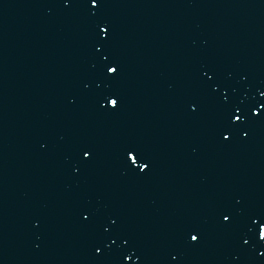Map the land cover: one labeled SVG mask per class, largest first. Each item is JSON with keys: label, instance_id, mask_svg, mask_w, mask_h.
<instances>
[{"label": "water", "instance_id": "water-1", "mask_svg": "<svg viewBox=\"0 0 264 264\" xmlns=\"http://www.w3.org/2000/svg\"><path fill=\"white\" fill-rule=\"evenodd\" d=\"M262 234L264 0H0V264H264Z\"/></svg>", "mask_w": 264, "mask_h": 264}, {"label": "snow or ice", "instance_id": "snow-or-ice-1", "mask_svg": "<svg viewBox=\"0 0 264 264\" xmlns=\"http://www.w3.org/2000/svg\"><path fill=\"white\" fill-rule=\"evenodd\" d=\"M109 70H111V71H113V72H116V71H117L116 68H111V69H109ZM113 106L115 107V101H113ZM131 160H132L133 164L136 163V158H135L134 156H131ZM145 167H146V166H145ZM141 170H143V169H141ZM261 238L264 239V234H262V237H261ZM191 239H192L193 241H195V240L197 239V237H196L195 235H193V236L191 237Z\"/></svg>", "mask_w": 264, "mask_h": 264}]
</instances>
